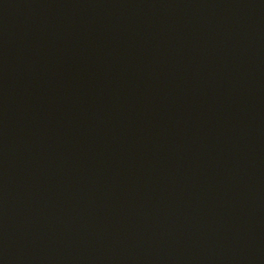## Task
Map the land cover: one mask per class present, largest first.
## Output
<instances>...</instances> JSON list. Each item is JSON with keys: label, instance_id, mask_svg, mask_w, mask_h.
Returning <instances> with one entry per match:
<instances>
[{"label": "water", "instance_id": "1", "mask_svg": "<svg viewBox=\"0 0 264 264\" xmlns=\"http://www.w3.org/2000/svg\"><path fill=\"white\" fill-rule=\"evenodd\" d=\"M0 264H264V0H0Z\"/></svg>", "mask_w": 264, "mask_h": 264}]
</instances>
